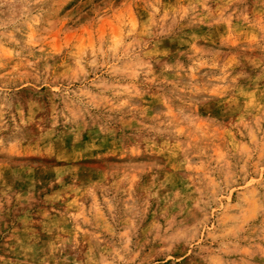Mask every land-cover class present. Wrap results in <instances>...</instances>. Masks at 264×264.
<instances>
[{
    "label": "rangeland",
    "instance_id": "1",
    "mask_svg": "<svg viewBox=\"0 0 264 264\" xmlns=\"http://www.w3.org/2000/svg\"><path fill=\"white\" fill-rule=\"evenodd\" d=\"M0 264H264V0H0Z\"/></svg>",
    "mask_w": 264,
    "mask_h": 264
}]
</instances>
